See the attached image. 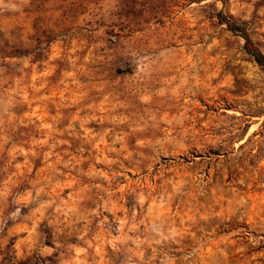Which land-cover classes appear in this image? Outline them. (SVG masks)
Returning a JSON list of instances; mask_svg holds the SVG:
<instances>
[{"label":"rangeland","instance_id":"obj_1","mask_svg":"<svg viewBox=\"0 0 264 264\" xmlns=\"http://www.w3.org/2000/svg\"><path fill=\"white\" fill-rule=\"evenodd\" d=\"M0 264H264V0H0Z\"/></svg>","mask_w":264,"mask_h":264},{"label":"trees","instance_id":"obj_2","mask_svg":"<svg viewBox=\"0 0 264 264\" xmlns=\"http://www.w3.org/2000/svg\"><path fill=\"white\" fill-rule=\"evenodd\" d=\"M219 21L222 25H227L233 32L241 34L246 39V48L249 51L256 53V56L258 59L262 58L259 50L256 49L255 47H252L250 42L248 41L245 27L240 26L235 22H232L231 20H229L228 18H226L225 16L221 14L219 15ZM259 61H262V60H259Z\"/></svg>","mask_w":264,"mask_h":264}]
</instances>
